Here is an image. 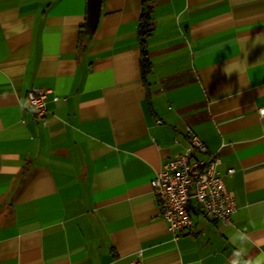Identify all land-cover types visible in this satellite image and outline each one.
Instances as JSON below:
<instances>
[{
    "label": "crops",
    "instance_id": "crops-1",
    "mask_svg": "<svg viewBox=\"0 0 264 264\" xmlns=\"http://www.w3.org/2000/svg\"><path fill=\"white\" fill-rule=\"evenodd\" d=\"M142 1L89 35L87 0H0V264H264V0H152L146 84ZM188 130L237 210L175 236L150 180Z\"/></svg>",
    "mask_w": 264,
    "mask_h": 264
},
{
    "label": "built area",
    "instance_id": "built-area-1",
    "mask_svg": "<svg viewBox=\"0 0 264 264\" xmlns=\"http://www.w3.org/2000/svg\"><path fill=\"white\" fill-rule=\"evenodd\" d=\"M47 90L31 87L21 106L37 119H45ZM262 112V110H261ZM184 149L165 159L150 180L158 215L173 235L194 230L191 208L223 224H230L237 205L226 188L218 166L219 151L209 152L205 143L191 130L186 133ZM233 168L226 170L231 174ZM139 255V253H137ZM127 264H141L139 257Z\"/></svg>",
    "mask_w": 264,
    "mask_h": 264
},
{
    "label": "trees",
    "instance_id": "trees-1",
    "mask_svg": "<svg viewBox=\"0 0 264 264\" xmlns=\"http://www.w3.org/2000/svg\"><path fill=\"white\" fill-rule=\"evenodd\" d=\"M152 0H143L142 7H141V14L139 17V24H138V38L140 44V72L143 81L146 84L145 76L150 71L151 63L148 57L147 49L145 46L146 38L150 34L152 30V22L150 12L152 9Z\"/></svg>",
    "mask_w": 264,
    "mask_h": 264
},
{
    "label": "water",
    "instance_id": "water-1",
    "mask_svg": "<svg viewBox=\"0 0 264 264\" xmlns=\"http://www.w3.org/2000/svg\"><path fill=\"white\" fill-rule=\"evenodd\" d=\"M101 9V0H87L85 28L91 35L97 25Z\"/></svg>",
    "mask_w": 264,
    "mask_h": 264
}]
</instances>
